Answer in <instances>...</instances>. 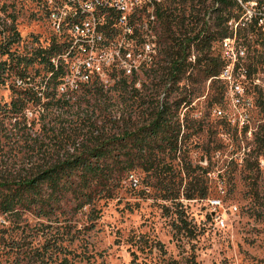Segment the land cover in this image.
I'll use <instances>...</instances> for the list:
<instances>
[{"label":"rangeland","instance_id":"obj_1","mask_svg":"<svg viewBox=\"0 0 264 264\" xmlns=\"http://www.w3.org/2000/svg\"><path fill=\"white\" fill-rule=\"evenodd\" d=\"M191 1L176 0L163 4L168 13H173L176 22L180 18L186 19L181 25L183 35L180 26L172 24L174 35L165 39L184 38L185 34L193 36V29L198 32L203 26L214 25L217 13L210 9L212 0H195L199 3L197 18L190 15ZM202 1H206L205 5ZM8 2L11 5L8 11L19 36L15 37L10 53L4 55L0 51V63L10 62L12 57H29L39 46H48L52 39L49 25L33 5L19 0ZM224 13L225 17L237 18L241 10L234 6ZM155 24L157 39L148 40L157 55L163 46L157 19ZM11 33V30H5L6 39L0 35V45L8 43ZM55 35L63 38L61 41L68 45L69 51V44H73L69 35L56 29ZM241 38L240 41L248 48L246 68L251 73L245 88L247 96L254 100L250 114L252 137L240 132L228 120L216 116L217 109H222L228 117L234 114L228 90L217 80L214 85L212 79L200 78L199 66L193 70L189 81L179 84L181 90L169 94L167 99L164 93L156 97V101L162 103L167 100L171 105L183 91L182 96L191 100L181 106L173 120L182 127L179 150L175 156L170 154L164 159L165 167H168L162 170L164 173L135 170L118 182L112 197L97 200L78 213L70 203L65 206L66 213L53 220L26 216L21 223H14L1 217L0 228L6 232V240L34 247H41L46 242L50 246L57 243L65 251H71L69 259L74 264H193L194 259L197 264H264V106L259 103L260 97L264 99V93L255 89L251 81L254 74L264 73V36L245 30ZM114 40L115 46L120 47V41L125 39ZM136 41L129 43L135 47L131 45L132 49L140 52L144 45L136 47ZM217 51L219 44L214 42L210 55H216ZM207 52L193 48L190 60ZM37 69L41 75L44 74L43 66L38 63L29 70L34 75ZM8 75L3 74L0 78L2 105L10 103L14 96L15 76ZM140 75L138 79L143 83L146 77L143 73ZM88 82L84 80V83ZM113 83L110 80L106 90ZM136 87L141 88L142 85L138 83ZM120 93L112 89L109 94H115L117 98ZM148 93L143 91V94ZM125 96L122 94L119 99L123 100ZM134 101L130 99L126 105L110 106V109L118 118L125 114L128 120L127 111ZM84 108L85 105L70 109L64 116L52 118L57 133L70 136V153L87 146L91 133L98 135L103 131L98 127L104 123V108L95 106L94 118L98 121L95 127L89 121H81L79 113ZM29 111L28 118H34L35 109ZM141 111L136 112L130 123L136 126L144 123L146 115ZM45 139L48 142V137ZM24 152L14 139L5 138L4 128L0 126V172L10 175L24 171ZM132 177L137 180L136 185ZM179 191L180 197L174 199ZM185 193L194 195V199H186ZM204 193L206 196L202 197ZM212 200L221 201V206L213 207L210 204ZM179 216L186 221V229L182 228L185 224ZM219 217L225 220V228L217 226ZM13 261L11 257L4 264H13Z\"/></svg>","mask_w":264,"mask_h":264},{"label":"trees","instance_id":"obj_2","mask_svg":"<svg viewBox=\"0 0 264 264\" xmlns=\"http://www.w3.org/2000/svg\"><path fill=\"white\" fill-rule=\"evenodd\" d=\"M205 2L202 1V4L205 5ZM198 5L195 0L190 4V15L196 18ZM234 6L227 0H212L210 9L217 13L214 25L203 26L198 32L196 28L193 29V36L185 34L184 38L172 39H165L166 36L174 35L171 25L180 26L183 35L181 25L186 19L180 18L176 22L173 13L156 12L162 32L161 52L140 59L139 71L132 75L114 68L110 74V80L114 83L108 90L107 85L96 79L81 83L77 91L63 94V83L68 73L64 62L68 61L69 55L66 54L68 45L61 39L52 38L48 46H39L29 57H12L10 62L0 63V78L8 73L9 77L15 76L16 80L11 102L0 104V126L4 128L6 139H14L25 150L22 158L24 171L10 175L0 172V218L10 219L14 223H21L26 216L53 220L64 215L65 206L70 203L74 205V212L78 213L97 200L112 197L118 182L135 170L146 173L159 170L164 173L162 170L168 168L165 167L164 159L170 154L175 156L179 150L182 127L173 120L181 106L191 100L182 96L183 91H180L181 97L176 98L171 105L167 100L162 103L156 101V97L164 93L167 99L169 94L181 90L179 84L189 81L193 70L199 66L200 78L212 79L214 85L221 82L217 77L224 62L219 51L211 56L210 50L214 42L219 44L229 35L227 22L231 17H225L224 12ZM250 30L262 35L255 27ZM11 31L8 43L0 45L4 55L10 53L15 37L19 36L15 27ZM141 40L138 39V46L142 45ZM193 48L208 52L190 60ZM55 58H58L57 66L53 63ZM36 63L43 66V75L39 69L34 71V75L31 74L29 69ZM141 73L146 77L143 83L138 79ZM18 81L22 85L19 86ZM138 83L142 85L141 88L136 87ZM112 89L121 92L117 98L115 94H109ZM143 91L149 93L143 94ZM122 94L126 96L120 100ZM130 99L136 100L127 111L130 119L126 120L125 114L118 118L112 113L110 106L126 105ZM259 103L264 106L262 97ZM96 104L104 108L102 113L106 112L103 126L98 127L103 130L102 133H91L87 146L81 151L70 153V136L57 133L52 118H59L69 113L70 109L83 108L85 105L86 108L79 113L81 121H89L95 127L98 126L94 118ZM32 109L36 111L33 112L35 117L29 119L27 110ZM139 110L146 118L143 124L136 126L130 122H133L131 118ZM108 127L110 129L104 132ZM185 196L186 199H194V195L185 193ZM201 196L205 197L206 193ZM179 197L180 191L174 199ZM181 222L185 224L182 228L186 229V221L182 218ZM5 234L0 228V264L9 262L11 257L14 258L13 264H74L69 259L71 251H65L57 243L53 246L49 242L41 247L26 246L18 241L8 242ZM193 264H197L195 259Z\"/></svg>","mask_w":264,"mask_h":264},{"label":"built area","instance_id":"obj_3","mask_svg":"<svg viewBox=\"0 0 264 264\" xmlns=\"http://www.w3.org/2000/svg\"><path fill=\"white\" fill-rule=\"evenodd\" d=\"M19 1L30 3L42 14L50 27L53 39H63L57 38L55 28L72 32L73 44H69V51L66 52L69 53V60L64 62L68 70L63 83V94H66L79 90L84 80L99 79L107 85L114 68L128 75L139 71L140 59L155 55L156 50L148 40L157 39L154 12L165 11L168 14V8H163V4L176 0ZM227 2L234 3L241 10V15L228 20L229 35L219 43V53L224 66L217 79L228 90L227 95L234 114L229 118L222 109H217L215 114L219 119L228 120V123L238 128L240 132L252 137L253 125L250 114L254 108V100L247 96L245 88V83L251 76L250 70L246 68L248 48L240 39L242 32L252 27L259 29L264 36V0ZM10 8L8 0H0V35H4V39L5 30H12L14 27L8 11ZM211 10L213 12V9ZM114 39L125 40L120 41V47H116ZM128 39L130 41L145 39L142 50L138 52L132 49L133 44H130ZM137 44L138 41L136 47H139ZM53 63L57 66L58 58L53 59ZM251 81L255 89L264 93V73L254 74ZM17 84L20 86L22 82L18 81ZM29 112L28 110V116ZM132 179L136 185L137 180L133 177ZM210 204L216 208L221 206V201L212 200ZM217 226L225 228V220L219 217Z\"/></svg>","mask_w":264,"mask_h":264},{"label":"bare ground","instance_id":"obj_4","mask_svg":"<svg viewBox=\"0 0 264 264\" xmlns=\"http://www.w3.org/2000/svg\"><path fill=\"white\" fill-rule=\"evenodd\" d=\"M158 16H157V13L156 12H154V21L156 20V19H158L157 18ZM157 22V21H156ZM156 25V24H155ZM58 32H64V30H62V28H55ZM65 33H67L68 35H69V37H70V39H71V41L73 40V36H72V32H65Z\"/></svg>","mask_w":264,"mask_h":264}]
</instances>
